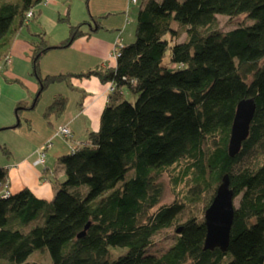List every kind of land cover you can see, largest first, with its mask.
<instances>
[{
	"label": "trees",
	"instance_id": "16d2710c",
	"mask_svg": "<svg viewBox=\"0 0 264 264\" xmlns=\"http://www.w3.org/2000/svg\"><path fill=\"white\" fill-rule=\"evenodd\" d=\"M45 2L0 0V59L8 55L11 35ZM136 3L134 41L117 45L114 68L41 76L39 61L52 47L42 37L33 40L37 95L72 75L96 76L114 91L98 129L58 158L63 179L51 201L27 188L0 196V264H43L39 256L46 252L48 264H264V0ZM217 16L245 23L223 32ZM83 25L92 27L87 21L70 26L56 47H68ZM249 98L256 105L249 135L231 158L236 105ZM66 105L58 95L42 115L60 117ZM169 170L175 185L188 180V195L161 204L160 179ZM224 174L239 197L229 245L225 252L204 250L203 218L179 219L186 202L205 194L207 208ZM6 182L0 167V187ZM170 227L174 242L149 253L153 236ZM115 249L120 253L113 256Z\"/></svg>",
	"mask_w": 264,
	"mask_h": 264
},
{
	"label": "crops",
	"instance_id": "0c3cea01",
	"mask_svg": "<svg viewBox=\"0 0 264 264\" xmlns=\"http://www.w3.org/2000/svg\"><path fill=\"white\" fill-rule=\"evenodd\" d=\"M48 2L50 8L54 1L49 0ZM133 5L136 7L134 8ZM48 7L38 10L37 16L43 17ZM138 7L139 3L134 4L129 0H123L119 8L114 11L116 16L113 17V21L100 24L99 29L92 26L94 30L89 25H83L82 35L68 47L56 48L57 44L52 46V50H48L40 59L41 73L45 75L80 74L97 68L116 67L117 60L111 56L112 51L117 45L134 41L133 33ZM134 12V19L129 20L128 14L134 15ZM23 29L27 32L23 33ZM29 30V27L25 26L11 35L7 47L11 62L0 71V93L6 86V78L25 76L21 68L25 69L27 62H30L34 40ZM31 87L36 90L33 83ZM109 88L108 82H102L96 76L72 75L65 84L52 86V91L40 110L43 114L48 103L58 95H62L67 99V105L60 117L51 116L45 119L41 114L40 121L37 120L35 126L31 123V119L26 120L28 123L24 125L19 123L18 126L13 127L6 125L10 124L7 121L0 120V130L12 128L14 129L12 133L16 138L15 146L9 152L10 156L7 158L0 156V167L7 170L6 184L10 193L27 188L38 198L45 200L53 198L56 186L52 180L57 178L58 173L54 163L61 155L69 153L76 146L86 142L89 132L98 129L101 112L111 99ZM24 98L21 90L13 96L12 103L18 104ZM63 126H67L70 130L69 139L55 136L57 129ZM49 140L51 145L46 152L45 164L44 166L38 165L36 164V149ZM62 179L63 176L60 177V180Z\"/></svg>",
	"mask_w": 264,
	"mask_h": 264
},
{
	"label": "rangeland",
	"instance_id": "374dc122",
	"mask_svg": "<svg viewBox=\"0 0 264 264\" xmlns=\"http://www.w3.org/2000/svg\"><path fill=\"white\" fill-rule=\"evenodd\" d=\"M53 1V5L50 8L48 7L49 2H45V4H41L36 7L35 16L26 23V26H28L30 29L29 34L35 42L39 37H42L51 47L56 44V46H58L64 39L68 37L70 26L77 25L84 21L89 22L92 26H94L93 21H96L99 25L107 21H113V17L116 16V12L114 11H116L117 8H119V5L123 2V0ZM47 7L48 9L44 12L43 17L39 18L37 16L38 10L44 8L46 9ZM133 7L135 8L136 5H133ZM134 17L135 12L134 15H132V13L128 14L129 20L134 19ZM241 22L245 23L243 17L229 19L225 16H217V23L215 26L216 29L225 32L233 29ZM175 25L178 24L175 23ZM23 30V33L27 32L26 29ZM184 37L185 34L182 33L177 40L182 41ZM167 54H169V52H167ZM23 69L24 68H21V72H25V76L22 78H6V86H4L2 93H0V120L10 123L6 124L10 125L9 127H13L17 123H21V125H24L27 122L26 120L29 119H31V123L35 126L37 120L40 121V115L42 114V111H40L41 107L44 101H46L47 96L50 95L52 86H58L59 84H65L66 82L62 81L52 83L48 85L43 91H41L39 95H37L39 86L36 77L33 74L31 60L30 62H27V67L24 70ZM39 72L41 76H45V74L41 73L40 66ZM32 83L33 85H35L36 90L31 87ZM17 88H19V90ZM21 90L23 92V96H25L24 100L22 102H19L18 104L12 103L13 96L17 95V93H19ZM124 99L132 102L134 101V96L130 93H125ZM51 101L49 103H51ZM12 132H14V129L12 128L2 131L0 130V156H3L4 158L10 156L9 152L12 151L16 143V138L14 137ZM3 149L5 150V152L3 151ZM54 164L55 169L58 173L57 178L55 180L53 179L52 182L53 184H55V186H58L60 177L63 176V171L58 161ZM182 166L177 167V170L182 168ZM51 167H53V165H51ZM172 172L173 171L169 170L161 176L160 182L163 187L161 204L171 203L175 199L180 200L181 198H187V185L189 184L188 180H184L178 185H175L170 175ZM208 196V194H205L195 202H186L184 212L181 214L179 222H183L191 216L203 218L204 211L206 209L204 207ZM51 200L52 198L48 199V201ZM238 200L239 197L235 198V206L238 205ZM176 235L177 232L175 230V227L166 228L157 232L151 240V244L147 249L148 252L154 254L162 253L174 242ZM119 253L120 250L118 249L112 250L113 256H116ZM39 258L42 259L41 263L43 264H48L50 262V258L47 252L44 256L41 254Z\"/></svg>",
	"mask_w": 264,
	"mask_h": 264
},
{
	"label": "water",
	"instance_id": "95a60500",
	"mask_svg": "<svg viewBox=\"0 0 264 264\" xmlns=\"http://www.w3.org/2000/svg\"><path fill=\"white\" fill-rule=\"evenodd\" d=\"M255 109L256 105L252 98L243 99L237 103L227 144L229 157L233 158L240 152L242 143L249 135ZM235 207V197L230 188L229 176L224 174L215 189L210 204L204 211L203 221L206 228L204 250L215 248L222 252L227 250ZM87 227L88 225L85 229ZM84 232L85 230L78 234V237L83 236Z\"/></svg>",
	"mask_w": 264,
	"mask_h": 264
},
{
	"label": "built area",
	"instance_id": "2783aa9c",
	"mask_svg": "<svg viewBox=\"0 0 264 264\" xmlns=\"http://www.w3.org/2000/svg\"><path fill=\"white\" fill-rule=\"evenodd\" d=\"M46 2H48L49 0H45ZM132 3H136L138 0H130ZM32 12H28L26 14L27 18H30L32 16ZM119 48L120 46H117L116 48H114V50L112 51L111 56L113 58H117L120 53H119ZM11 62V57L10 55L5 56L4 58L0 59V71L5 69ZM110 93L114 91V86L110 84V88H109ZM55 136H63L65 138L70 137V130L68 129L67 126H63L57 129V131L55 132ZM51 145V141H47L46 143L42 144L41 146H39L36 149V164L44 166L45 161H46V152L47 149L49 148V146ZM10 195V192L8 190V186L7 184H3L0 187V196L6 198Z\"/></svg>",
	"mask_w": 264,
	"mask_h": 264
}]
</instances>
